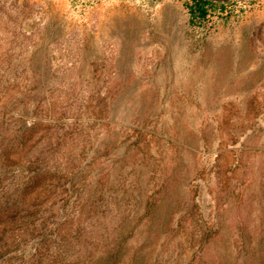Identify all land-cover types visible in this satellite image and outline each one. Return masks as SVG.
Masks as SVG:
<instances>
[{"label": "rangeland", "instance_id": "obj_1", "mask_svg": "<svg viewBox=\"0 0 264 264\" xmlns=\"http://www.w3.org/2000/svg\"><path fill=\"white\" fill-rule=\"evenodd\" d=\"M2 64L19 68L1 69L4 91H36L42 108L50 94L65 121L93 127L97 149L110 144L113 166L133 169L131 128L177 142L208 222L219 196L262 186L264 0L206 35L178 0H0Z\"/></svg>", "mask_w": 264, "mask_h": 264}, {"label": "trees", "instance_id": "obj_2", "mask_svg": "<svg viewBox=\"0 0 264 264\" xmlns=\"http://www.w3.org/2000/svg\"><path fill=\"white\" fill-rule=\"evenodd\" d=\"M178 1L205 35L255 3ZM10 80L0 73V264H264V165L253 176L261 188L241 185L234 203L219 196L208 222L177 142L131 128L136 148L125 171L106 159L109 143L97 149L92 126L65 121L50 94L42 108L31 104L36 91H4Z\"/></svg>", "mask_w": 264, "mask_h": 264}]
</instances>
